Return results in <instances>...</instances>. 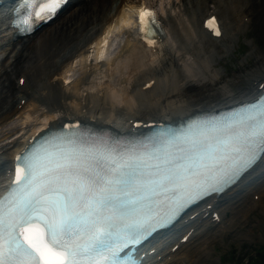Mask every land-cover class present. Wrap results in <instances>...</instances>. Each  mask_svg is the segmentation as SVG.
Listing matches in <instances>:
<instances>
[{"label":"snow or ice","instance_id":"obj_1","mask_svg":"<svg viewBox=\"0 0 264 264\" xmlns=\"http://www.w3.org/2000/svg\"><path fill=\"white\" fill-rule=\"evenodd\" d=\"M61 3L25 0L34 12L24 23ZM140 22L154 24V13L141 12ZM260 154L264 95L145 142L53 133L16 157L0 196V264H134L126 249L189 201L234 182Z\"/></svg>","mask_w":264,"mask_h":264},{"label":"bare ground","instance_id":"obj_2","mask_svg":"<svg viewBox=\"0 0 264 264\" xmlns=\"http://www.w3.org/2000/svg\"><path fill=\"white\" fill-rule=\"evenodd\" d=\"M179 2L183 4L186 0H180ZM174 3L172 1L173 5ZM186 3L188 4V2ZM210 3L213 4V7L211 6L213 8L212 15L217 13L221 24L222 34L218 42L225 47L226 51L234 48L232 47L233 42L238 40L239 35L254 22L261 12H264V0H191L189 6L185 4L184 12L189 18L187 20H190L189 23H192V28L196 25L194 29L196 28L198 31V38L212 39L211 35L203 29V20L212 11L208 9ZM144 5L145 3H141L140 0H75L69 8L61 12L63 14L60 17L58 15L45 27L38 29L32 37H26L22 42H20L22 39L12 42L11 35L13 32L8 29L6 22H1L0 55H4V59L8 60L14 58L13 62L18 57L19 66L22 65V68L19 67L22 69V76L17 79L18 85L14 86L10 81L6 86L8 94L11 97L14 94H20L22 100V97L28 94V88L31 84L33 85L36 82L37 76L43 75L42 85L39 90L34 91L33 98L41 96L42 99V96L43 98L45 96L48 100L47 110L40 112V115H38L46 119V127L55 129L63 123L79 121L92 128L109 130L124 135L132 133V125L135 122L146 124L170 121L176 123L195 113L215 111L238 102L250 100L255 94L260 93L262 88L264 89V58H257L258 60L255 59L257 61H255L252 69L245 73L233 74L229 79L218 76L216 78L215 75L211 76L202 66V62L199 66V73L201 74L199 79L202 82L200 86L199 84L195 86L186 81L188 83L182 89L172 88L170 84L164 90L160 85L161 73L169 80L179 75V69L175 60L177 57L173 56L174 53L171 55L170 51L172 49L170 50L163 44V38L161 37L163 26H167L166 30L176 39L181 50L184 47L189 53L193 52L192 57L197 62L204 61V55L209 53L208 44L202 47V52L199 51V47L192 44L195 42L189 32L190 29H188L189 23L185 22L186 19L183 21L178 19L179 21H177L170 15L167 20L158 19L159 24L156 26V35H158L160 43L154 49L158 46L161 54L159 62L157 61L158 65L156 64L157 67L152 68L148 64L144 65L146 49L136 40L133 33V19L140 12L141 6ZM109 7H112L110 10L111 15L106 16L105 12ZM181 16L183 17V15ZM95 21H99L100 27L97 29L98 35L91 37L94 33L92 25ZM112 23H115L114 25L118 27L117 31L119 32L116 36L122 37L120 40L122 42H119L118 46L115 45L113 49L112 46H114L113 42L115 41L113 39L108 41V35L106 34V30H111ZM116 26L113 27L116 28ZM83 33L86 34L80 40ZM37 34L39 36L34 39ZM81 42L84 44L82 46L78 45ZM68 43H73V50L65 52L64 48ZM102 43H104V46H101ZM251 43L254 42L251 41ZM105 44H108V50L112 51L111 53H113V50L116 52L113 60L104 61L99 59L98 55L104 51ZM191 45L192 48L189 47ZM89 48H93L95 62L87 64ZM73 51L82 58V62L78 65L77 70L79 71V78L74 82H68L62 76L72 70L69 67L64 70V63L74 58ZM149 51L153 53L150 49ZM123 55L129 57V60L124 62V68L130 66L136 70L130 72L131 77L124 76L119 81L125 92L127 85L132 87L122 97L124 102L122 106L114 104V102L120 101L119 95H113L106 88H102L95 94L87 92L83 96L80 93L82 85L86 84L91 74L96 73L104 66L106 72L109 71L115 60ZM208 57L212 59L214 53L205 56L206 59ZM36 59L37 61L32 66H28ZM18 63L12 65L9 62H5V64H3V61L0 62V70H4L3 72L0 71V79L3 75H5L4 78H7L9 76L8 71L14 73V68L11 69L10 67H17ZM49 68H51L50 71H48ZM240 70H243L242 65ZM218 74L220 73L217 72L216 75ZM20 78L25 79L22 86H19L18 80ZM149 83H151V87L146 88ZM129 98L133 101H130ZM27 102L21 105L19 101L16 102L19 105L15 104L14 107L1 108L0 116H4V118L12 110L20 113L18 116L11 118L8 123L2 125L0 123V142L17 133L14 132L16 128L13 124L17 123L18 118L25 115L27 120L31 117L32 112H38L39 107H37L32 97L31 101ZM33 130L34 128L30 132ZM35 130L37 129L35 128ZM35 132L33 131L27 137L23 135L20 140H14L11 143L12 145L5 148L0 155V184L6 180L8 170L11 168L15 156L21 152ZM2 149L4 148L2 147ZM257 210H262L261 213L264 218V154L259 163L235 186L220 197L208 199L204 204L191 209L170 230L157 235L147 245L143 246L137 256L144 255L142 264H203L205 258L209 259L211 257L210 251L207 252L206 250V247H209L213 241L211 230L217 228L216 235L219 234L220 230L222 234L226 233L228 228L230 229L237 224L238 214L242 213L243 220H245L250 213ZM213 214H218V221L213 220ZM226 217H228L226 221L228 228L223 227ZM188 234L187 242L182 244L181 238ZM175 246H177V249L173 250ZM198 250L202 252L201 255ZM207 253L209 254L206 255ZM209 261L211 260L209 259Z\"/></svg>","mask_w":264,"mask_h":264},{"label":"rangeland","instance_id":"obj_3","mask_svg":"<svg viewBox=\"0 0 264 264\" xmlns=\"http://www.w3.org/2000/svg\"><path fill=\"white\" fill-rule=\"evenodd\" d=\"M140 1H141V3L144 2L145 6H147V7L149 6L152 9H154L155 12L157 13V15L159 16V18L162 20H167L168 16L171 15L177 21H179V20L183 21L186 19L185 22L187 24L190 22V20H187L189 18L184 12V6H185V4H187L186 2H188L187 5L189 6L191 3V0H186V2L183 4L179 2L180 0H140ZM172 1H173V3L175 1L174 5L172 4ZM148 4H150V5H148ZM211 6L213 7L212 3H210L209 7H208L209 11L210 10H212V11H210V13L207 16L211 15L213 12V8ZM111 8L112 7H109L106 11L107 13L105 12L106 16L111 15V11H110ZM215 14H216L217 18H219L217 13H215ZM215 14H213V15H215ZM181 15H183V17ZM93 24L94 25H92V27L94 30H92V31L94 33L91 31L93 33L91 37H93L94 35H98L97 29L100 27L99 21H95V22H93ZM114 24L112 23V26L110 28L111 30H106V34L108 35L107 36L108 41H110L112 39H113V41H115V42H113L114 46H112V49L115 48V45H117V44L119 45L122 42V41L120 42L122 37L116 36L117 32H119V31H117L118 27ZM191 25H192V23H189L188 29H190V31L189 30L188 31L191 33V37L193 38V41L195 42L192 44L197 45V47H199L198 48L199 51H201V52H202V47H204V45L208 44L209 53L204 55V61L201 60V62L200 61L197 62L192 57L193 52L189 53L184 47H182L183 49L181 50V47L178 45L176 39L174 37H172V35H170V32L166 30L167 26H165L164 35L166 37V40L164 41V44H165V47L169 48L170 50L172 49L170 51L171 55H173V53H174L173 56L175 58L177 57L175 60H176L177 65H178V69H179L178 74L179 75L177 77H173L172 79L167 80L166 77H164L163 74L161 73L160 85L162 88H164V90L167 89L168 85L170 86V84H171L170 87H172V88L177 87L179 89H182L185 86V84L188 82L189 83L191 82V84H194L195 86H197L198 84L200 86L202 82H201V79H199L201 77V74L199 73L200 72L199 66H201L202 62L204 63V64L202 63V66H204L205 70L211 76L215 75V77L218 76V77L229 79V77L232 76L233 74L240 73V72L245 73L249 69H252L254 67L255 61H257L258 59L264 58V55H263L264 54V12H261L260 15H258L255 18L254 22L252 24H250L248 26V28H246L244 30V32H242L239 35L238 40L233 42L232 47H234V48H232L230 51H226L224 49L225 47L222 46L218 42V40H214V39L208 40L207 38H203V39L198 38L199 37V35L197 33L198 31L196 30V28L194 29V27L196 25L193 26V28ZM113 26L114 27L116 26V28H114ZM85 34L86 33H83L81 35L82 37H80L81 39L80 38L79 39L82 40L84 38ZM38 36H39V34L35 35L34 39H36ZM22 39L23 40H21L20 42L24 41L26 38H22ZM251 41L254 43H251ZM206 42H208V43H206ZM81 43L78 45L82 46L84 44V43H82V44ZM68 44L65 45V48H64L65 52H70L71 50H73V46H74L73 43H70V44H72V46H70V44L69 45ZM85 45L87 46V44H85ZM189 47L192 48V45ZM185 50H186V53H185ZM151 51L153 53H151L149 51V49L145 50L146 57L144 58L145 63L144 62L143 63H144V65L148 64V65L152 66V68H155V67H157L156 64L158 65V62L161 58L160 57L161 54L158 51L156 52L155 50H151ZM73 52H74V58L69 60L67 63H64V70L68 69V67H69V69L72 70L70 73L67 72L65 75L62 76L63 78L65 77V80L68 82H74L75 80H77L79 78V71H77V70H78V65L81 64V62H82V58H80V56L77 53L75 54V51H73ZM111 52L112 51L108 50V44L107 45L105 44L104 51L102 53H100L98 55V57L100 60H104V61L113 60L116 52H114V50H113V53H111ZM213 53H214V57L212 59H210L209 57H208L209 59L205 58V56H207L209 54H213ZM88 54H89V57H88L89 59L87 61V64L90 62L94 63L95 62V54H94L93 48H91L89 50ZM156 54L158 55V57ZM4 58L5 57L3 55H0V60L3 61V64H5V62L6 63L9 62L12 65H15L18 63V57H17L15 62H13L14 58H11L10 60L4 59ZM157 58H159V59H157ZM255 59H257V60H255ZM79 60H80V62H79ZM128 60H129V57L127 55H123V56L119 57L118 59L115 60L114 64L111 65L109 71H107V72H106V68H104L105 66L101 67L98 71H96V73H93V74H91L92 76L90 75L88 77L86 84L82 85V87H81L82 89H80V93L83 96L87 92L90 94H95V93L99 92V90H101L102 88H106L109 90L110 93H113V95H115V94L119 95L120 101L114 102V104H116L118 106H122L124 104L122 97H124L126 95V93L129 92V90L132 87L127 85L126 86V92H125L124 88L120 85L119 81L124 76L125 77L127 76V78L131 77L130 72H132V71L134 72L136 70V69H132L130 66L127 67L126 69L124 68V66H123L124 62L128 61ZM2 61H0V62H2ZM35 61H37V59L32 61L28 66H32V64ZM82 65H83V63H82ZM141 65L144 66L143 64H141ZM241 65H242V69H243L242 71L240 70ZM16 66L17 67H13V66L10 67L11 69L14 68L13 69L14 73L8 71L9 76L7 78H4L5 75H3L0 79V92H1L0 93V110H1V108L6 109L9 106L14 107L16 102L18 103L21 100L20 94H17V95L14 94L11 97L8 94L7 87H6L8 82H10V81L14 86L18 85L17 79H18V77L22 76V72H21L22 65L19 66V63H18V65H16ZM19 67H21V68H19ZM1 68H3V67H1ZM50 70H51V68L48 69V71H50ZM0 71L3 72L4 70L1 69ZM193 71H194V73H193ZM217 72L220 74L216 75ZM218 77H216V78H218ZM43 78H44L43 75L37 76L36 82L33 83V85L31 84V86L28 88V94L26 96H23L22 97L23 99L21 100V104L24 105V103H28L27 101L30 102L31 97H32V99L36 103L37 107H39L38 112H36V113L32 112L31 117L27 120L25 119V115H23L22 118L21 117L18 118L17 123L15 125L13 124V126L16 128V130L14 132H17V133L16 134L14 133L10 137H7L0 142V155L4 152L5 148H9V146L12 145L11 143H13L14 140H17V139L20 140L21 137H23V135H24V137H27V136L31 135V133L33 131L37 132V131H40L43 128H45L46 119L41 117V116H38V115H40V112L47 110L46 107L48 105V102H47L48 100H47V98H45V96H44V98L42 96V99H41V96H37V97L33 98L37 89L39 90V87L42 85L41 83L43 82ZM186 81H188V82H186ZM36 83H38L39 86ZM102 84H104V85L102 86ZM240 84L243 85L242 82H240ZM5 93H6V95H5ZM28 99H30V100H28ZM129 99H130V101H133L131 98H129ZM17 100H19V101H17ZM36 101L38 102V104ZM42 102H44V103H42ZM16 105H19V104H16ZM15 110H16V107H15ZM12 112H14V113L12 114ZM12 112L9 113V115H7V117H5V118H4V116H2V117L0 116L1 125L8 123L11 118L18 116L20 113L19 111L15 112L14 110H12ZM0 113H1V111H0ZM39 117H40V119H38ZM33 120H35V121H33ZM35 124H36V126H35ZM19 126H21V127H19ZM33 128H34V130L32 132H30ZM35 128L37 130H35ZM2 147L4 149H2ZM256 197H258V196L256 195ZM259 211H260V213H259ZM261 211L262 210H257L255 212L250 213L249 216L245 220H243L244 218L242 217L243 216L242 213L238 214L237 215V224L233 225L230 229L227 227L226 221L228 220V217H226V219L224 220V223H223V227L228 228L226 233L224 232L222 234L221 230L219 229L220 230L219 234L216 235L215 233L218 231V229L217 228H216L217 230L212 229L211 234L213 237L212 238L213 241L209 247L208 246L206 247L207 252L210 251L211 257H209V259L211 261H209V259L205 258L203 260V261H205L203 264H234L233 261L239 262L241 259L243 260V262H246L247 256L252 255L253 251H257L259 248L264 247V218L262 216ZM198 252L200 255L202 254V252L200 250H198ZM208 254L209 253H207L206 255H208Z\"/></svg>","mask_w":264,"mask_h":264},{"label":"trees","instance_id":"obj_4","mask_svg":"<svg viewBox=\"0 0 264 264\" xmlns=\"http://www.w3.org/2000/svg\"><path fill=\"white\" fill-rule=\"evenodd\" d=\"M234 264H264V247L254 251V254L246 257V262L241 259L239 262L233 261Z\"/></svg>","mask_w":264,"mask_h":264}]
</instances>
